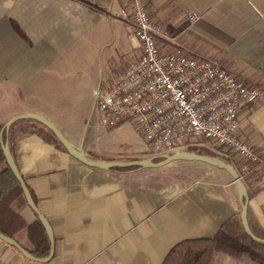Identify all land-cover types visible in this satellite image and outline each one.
<instances>
[{"label":"crops","instance_id":"obj_1","mask_svg":"<svg viewBox=\"0 0 264 264\" xmlns=\"http://www.w3.org/2000/svg\"><path fill=\"white\" fill-rule=\"evenodd\" d=\"M148 2L152 17L164 26L166 50L214 60L264 86V0ZM124 3L0 0V123L22 114L43 116L89 158L112 162L91 149L95 141H75L89 112L77 113L84 102L72 91L70 59L81 55L97 61L102 50L108 51L99 64L101 75L115 56L134 55L132 29L120 18ZM190 11L198 14L197 21L187 18ZM240 134L264 155V100L242 109ZM16 135L11 154L52 229L54 255L45 263L32 261L0 239V264H163L176 244L214 237L241 211L236 183L216 167L203 177L158 184L136 175L144 168L91 167L38 133ZM242 180L249 193L250 229L264 239V167ZM19 215L26 225L35 221L29 206ZM15 236L24 249L30 246L25 228ZM212 264L242 262L224 255Z\"/></svg>","mask_w":264,"mask_h":264},{"label":"built area","instance_id":"obj_2","mask_svg":"<svg viewBox=\"0 0 264 264\" xmlns=\"http://www.w3.org/2000/svg\"><path fill=\"white\" fill-rule=\"evenodd\" d=\"M120 18L137 45L116 78L95 92L101 126L134 121L154 151L208 142L240 164L242 179L264 167V155L240 134V113L264 100V86L214 60L166 50L164 26L152 17L148 0H125ZM187 18L199 16L190 11Z\"/></svg>","mask_w":264,"mask_h":264},{"label":"trees","instance_id":"obj_3","mask_svg":"<svg viewBox=\"0 0 264 264\" xmlns=\"http://www.w3.org/2000/svg\"><path fill=\"white\" fill-rule=\"evenodd\" d=\"M5 123H0V232L15 241V233L20 229L26 230L29 247L25 248L38 259L47 258L51 252V241L44 225L35 214V221L26 225L19 215L23 206H28L22 186L7 165L1 144V132ZM23 135L38 133L47 141L56 144L64 151L66 148L60 143L56 135L42 123L36 120H20L16 122L9 133L4 132L3 141L9 142L10 149L17 140L16 132ZM12 153V150H10ZM231 164L239 171L237 164L230 158L216 155ZM163 159L155 160L160 162ZM131 168H114L115 171L133 170ZM241 212V211H240ZM229 255L240 263L264 264V245L256 243L243 228L241 214H236L219 231L207 239H188L176 244L164 259L163 264H212L217 258Z\"/></svg>","mask_w":264,"mask_h":264},{"label":"rangeland","instance_id":"obj_4","mask_svg":"<svg viewBox=\"0 0 264 264\" xmlns=\"http://www.w3.org/2000/svg\"><path fill=\"white\" fill-rule=\"evenodd\" d=\"M125 23L128 24V22ZM132 36L136 45V38L133 34ZM97 49L98 48L96 45L92 47V51L94 52L93 55L98 52ZM130 53L124 57L115 56V62L113 66H104L101 75L99 64L101 63L102 58L103 60L106 59L109 54L108 51L106 53L104 50H102V52L99 53L100 55L97 61H93L92 56L83 59L82 56L79 55V57L76 58V61L74 60V56L71 57L70 67L74 72V80L71 82V87L73 89L72 91L82 96V100L84 102L83 105L79 106L80 109H78L77 113L86 110L89 112L87 114L88 118L86 121V127L83 130L84 132L82 131L81 136H74L76 139L75 141L80 143L82 139L83 143L86 145L88 143H93L91 142L92 140L95 141L94 147L91 149L97 151L102 159L112 160V162H131L136 161L137 159L144 160L148 158H155V160H158V155L160 154L159 152L169 153L170 155L171 153H177L180 151L193 152L206 156L219 155L221 153L220 149L213 147L208 142H182L181 145H179L173 151H154L144 139L142 134L137 130L134 121H128L113 128H105L99 125V110L98 108L94 110L95 93H93V90L96 89L97 91L101 89V87L109 85V83H111L116 78V73L118 70L133 58V55ZM86 67L90 69L89 75L87 74ZM97 70H99L98 74ZM92 93L94 94V99L91 96L93 95ZM85 149L89 155H96L91 150H89L88 147ZM217 169L222 174H227L225 170L219 168ZM214 170L215 169L213 166L202 162L180 160L174 161L160 168L141 169L137 171L136 175H139L142 178L152 179L158 184H161L174 180L179 181L180 179L188 181L193 179V177H203L202 174H208ZM242 264L247 263L242 262Z\"/></svg>","mask_w":264,"mask_h":264},{"label":"water","instance_id":"obj_5","mask_svg":"<svg viewBox=\"0 0 264 264\" xmlns=\"http://www.w3.org/2000/svg\"><path fill=\"white\" fill-rule=\"evenodd\" d=\"M27 119H31V120H36L40 123H42L43 125H45L48 129H50L57 137V139L60 141V143L66 148V150L68 151V153L73 156L75 159L83 162L84 164L91 166V167H97L100 169H104V170H111L113 168H129V167H139V168H160V167H164L174 161H198V162H202L208 165H211L213 167L222 169L227 171L233 178L234 182L237 185L238 188V194H239V202H240V207H241V223L243 225V228L245 229V232L258 244L260 245H264V239L259 238L258 236H256L252 230L250 229L249 223H248V203H249V193L248 190L242 180V177L239 175L238 171L235 169L234 166H232L231 164L226 163L224 160L218 158V157H214V156H206V155H200V154H196L193 152H177L175 154H165L159 157V159H163L160 162H155V158H148V159H144V160H139V161H131V162H103V161H97V160H93L91 158H89L81 148H78L76 146H74L67 138L66 136L61 132V130L51 121H49L48 119H46L43 116H39V115H34V114H22V115H18L15 116L13 118H11L10 120H8L5 125L4 128L1 132V144H2V149H3V153L5 155L6 161H7V165L10 167V169L12 170L15 178L17 179V181L20 183V185L22 186L25 198H26V202L29 206V208L35 213L37 214L39 220L42 222V224L45 227V230L50 238L51 241V252L50 255L47 258L44 259H38L35 258L33 255H31L27 250H25L17 241L6 237L5 235H3L0 232V239L2 241H4L5 243H7L10 246L15 247L24 257H26L29 260L32 261H37V262H48L52 259L53 255H54V237H53V232L52 229L48 223V221L46 220V218L42 215V213L39 211L36 203L34 202L31 193L24 181V179L22 178L15 162L13 159V156L11 154L10 151V146H9V142L3 141V134L4 132H6L7 134L10 131V128L18 121L20 120H27Z\"/></svg>","mask_w":264,"mask_h":264}]
</instances>
